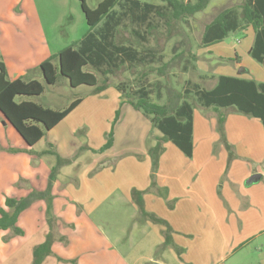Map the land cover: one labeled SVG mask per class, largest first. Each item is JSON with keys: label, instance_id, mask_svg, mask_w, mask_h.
Returning <instances> with one entry per match:
<instances>
[{"label": "rangeland", "instance_id": "374dc122", "mask_svg": "<svg viewBox=\"0 0 264 264\" xmlns=\"http://www.w3.org/2000/svg\"><path fill=\"white\" fill-rule=\"evenodd\" d=\"M101 1L103 0H87V4L89 7L95 8ZM140 1L162 4L161 0ZM244 2L245 0H211L205 10L181 20H171L170 17L165 19L153 15L151 17L152 28H148L144 23L133 21L131 17L124 16L114 40L119 44L130 45L137 49L139 56L132 60L126 59L124 63H118V67L113 69L106 79L111 84L110 87L119 85L124 88L126 96L131 95L136 99L137 96L134 93L144 86L150 92V99L158 104L169 103L174 90L184 92L186 88H189L191 90L189 100L196 103L197 109H200L203 107L200 106L197 99L196 91L192 86L194 84H199L201 88L212 89L216 86L220 75H234L264 82V66L250 53L255 38L252 27L240 26L231 31L224 41L208 47H203L201 43L204 29L208 23L224 9L238 7ZM116 10L122 11V8L117 6ZM101 25L102 23L98 27ZM88 30L89 25L82 10L81 0H0V61L8 66V78L14 80L22 76L25 80L34 78L42 82L45 87L44 92L28 98L44 107L63 109L77 98L86 100V103L66 119L64 126L62 125L43 137L38 149L46 147L50 140L55 141L62 152L81 145L86 146L85 143L99 147L105 140L103 139L106 134L105 130L110 129L113 123L112 120L118 107L117 89L107 91L110 88L108 87L100 94H94L91 92L93 88L88 85L72 87L69 84V79L61 76L58 79V82L61 83L48 84L39 70L40 61L79 41ZM238 56L240 64L234 60ZM240 67H244L245 72L239 74ZM96 73L100 79L103 78L101 73ZM63 81H68V83ZM21 99L22 97L17 98V100ZM132 110H134L132 107L129 111L128 109L124 110L123 127H126L129 122L131 123L134 116H138L131 113L134 112ZM205 110L208 111L207 108ZM139 112L142 114L141 111ZM136 123L138 122H132L134 125ZM0 124L4 129L2 133L0 126V144L7 143L13 147H22L23 143L20 138L11 128L3 125L1 118ZM138 127L139 124L136 125V136L139 134ZM79 128L81 129L79 130ZM216 131L219 133L217 129ZM142 140L145 142L146 136L142 137ZM122 142L123 139L119 141V148L126 147ZM136 143L135 138L133 144ZM171 145L176 146L174 143ZM3 146H0V176L2 178H0V202H5L6 196L12 193V190L16 191L10 186V182L17 173L8 170L2 161L7 153ZM79 150L77 153L80 154ZM232 150H234L233 147ZM138 158L141 159L142 155H139ZM41 170L47 172V175L51 173L47 164H43ZM66 171L67 169L64 172ZM18 175L19 173L16 174V176ZM224 179L225 177L221 179L219 189L224 183ZM40 202L44 207L43 221L49 226V220L53 214L56 222L54 225L56 234L60 235L62 232L72 240L70 245L67 241L68 237L65 238L66 241H57L54 251L62 255H68V251H72L73 255L80 257L82 264H135V254L147 246H143V238L138 231L133 232L134 235L132 234L128 242H119L126 228L132 226L134 222L131 217L132 211L126 205L118 204L111 207L108 204L85 218L79 219L77 216H73L72 220L77 222V225L81 224L77 229L64 223L63 206L57 205L56 212L53 208L49 214L47 202ZM65 203L72 205L66 198ZM33 211L30 209L28 212L33 214ZM139 212H141L140 208ZM38 213L42 215L39 209ZM141 214L143 219L150 220L142 212ZM153 214L161 218L158 213L154 212ZM191 219L193 218L182 221L179 227L176 226L177 229H181L182 233H185L187 229L188 233L193 231L198 234H200V230H203L201 236L195 238L188 236L189 246L194 242L195 248L202 251L214 245L212 253L214 256H219L218 259L216 256V263L220 257L222 258V255H225L227 261L220 264H264V233L251 240L246 247L234 252L233 248H228L232 246L231 242L224 245L223 237H217L211 233L215 234L214 221L211 223L205 221V227H202V221H197L196 227ZM151 221L164 227L163 235L169 233L165 225ZM21 223L25 225L23 217ZM27 223V235L20 239L14 238L12 244L10 232L0 229V264H32L33 254H27L23 249H26L28 245H32L34 249L36 245L45 242L47 236H44L42 240L40 236H34L35 232L31 229L34 222L29 220ZM170 233L174 238L175 230ZM169 245L172 247L171 252L178 258L180 248L175 242ZM169 254H171L170 248L167 249L162 245L157 249L154 257L161 264L163 262L168 264L179 262L176 257ZM49 257V259L46 258L45 264H74L71 261L67 263L63 260L60 261L53 255Z\"/></svg>", "mask_w": 264, "mask_h": 264}, {"label": "crops", "instance_id": "0c3cea01", "mask_svg": "<svg viewBox=\"0 0 264 264\" xmlns=\"http://www.w3.org/2000/svg\"><path fill=\"white\" fill-rule=\"evenodd\" d=\"M6 67L8 70L7 65ZM112 89L116 88L113 86L107 91H112ZM116 99L118 100L117 109H121V115L114 127L112 147L104 152L92 150L99 149L106 143L111 125L110 129L105 130L106 134L103 138L105 140L103 142L102 139L101 146L94 147L85 143L87 149L78 153L79 155L71 163L62 165L56 173L51 191L54 196L52 211L55 208L56 212L57 205L63 206L65 224L78 229L81 224L77 225V222L72 220L73 216H77L79 219L85 218L108 204L111 207L118 204L126 205L132 211L131 217L134 222L124 232V229L122 230L123 236L119 242H128L133 232L138 231L143 238V246L147 245L135 254L134 263L161 264L154 256L162 245L167 249L170 248V256L177 258L171 252V245L165 242V235L162 233L164 227L142 218L138 204L132 195L133 190L137 189L144 192L145 210L158 213L170 224L172 231L175 230L174 238L171 233L172 240L181 250L177 258L179 262L176 261L175 264H220L227 261L226 256L222 255V258L220 257L216 263L218 255L214 256L212 253L214 245H208L209 247L202 251L195 248L194 242L189 246L188 236L193 238L201 236L203 230H200V235L193 231L188 233L187 229L185 233H182L181 229H177L176 226L179 227V224L188 218H193L191 220L196 227L197 221H202V227H205V221L210 223L214 221L216 230L215 234L211 233L214 236L223 237L224 245L231 242L232 246L228 248H233L234 252L246 247L251 240L264 233V125L259 118L246 116L234 109H224L227 114L225 122L227 140L235 150H233L234 157L229 162V150L220 143V135L216 131L217 113L212 109L206 111L205 108H200L201 110L196 108L194 110L192 155L188 156L179 147H173L172 142H166L164 144L165 151L159 158L155 172L156 185H152L153 168L149 151L162 134L158 129L153 128L151 121L143 113L139 114V110L124 101L119 91L116 94ZM84 103L86 100H82L51 131L64 126L66 119ZM131 107L134 109L132 110L134 112L131 113L138 115L133 117L135 121L132 120V122L138 123L134 125L129 122L126 127H123L124 110L128 109L129 111ZM0 118L3 119V125L11 128L23 143L22 147H13L7 143L0 144V146L4 145L3 147L7 150L6 157L2 161L8 170L19 173L18 176L16 173L10 182V186L16 191L12 190V193L6 196L5 202H0V206L7 208L6 199L8 197L21 198L27 196L32 190L44 191L48 187L51 173L47 175V172L42 171L41 167L43 164H47L48 169L52 171L58 163L56 153L63 159H71L83 145L62 152L55 141L50 140L46 147L38 149V145L44 139L42 138L33 147H29L13 126L5 120L1 112ZM114 118L115 116L113 120ZM138 124L139 134L137 137L136 125ZM0 126L2 127L1 132L4 131L2 124ZM83 127L85 128V126ZM11 136L13 137V135ZM144 136H146L145 142L142 140ZM134 137L136 144H133ZM121 139H123L122 143L125 144V148H119ZM139 155H142L141 159L138 158ZM99 168L100 170H97ZM65 169H67L66 172H64ZM256 173L261 174L260 180L247 184V180ZM223 177H225V181L219 189V183ZM65 198L72 205L66 204ZM40 201L45 200L34 202L19 215L17 225L23 229L24 234L12 237L11 244L15 239L27 235L28 223L26 224V222L29 220L34 222L31 228L35 232L34 236H40L41 240L47 236L49 226L43 221L44 207ZM30 209L36 211L29 214ZM38 209L42 215L38 213ZM22 217L25 225L21 223ZM34 224L35 227H33ZM7 231L11 235V230ZM60 235L68 237L62 232ZM67 241L68 244L72 243L71 238ZM55 243L52 246L53 254L49 256L53 255L65 263L74 260L76 264H82L80 257L73 255L72 251H68V255L54 251ZM23 250L27 254H33L34 249L32 245H28ZM49 256L46 258L49 259ZM45 260L42 264L46 263ZM162 264L168 263L163 262Z\"/></svg>", "mask_w": 264, "mask_h": 264}, {"label": "trees", "instance_id": "16d2710c", "mask_svg": "<svg viewBox=\"0 0 264 264\" xmlns=\"http://www.w3.org/2000/svg\"><path fill=\"white\" fill-rule=\"evenodd\" d=\"M161 1L162 4L140 0H124V2L123 0H103L95 8H91L87 0H81L89 30L82 39L61 49L39 64V70L45 82L48 84L61 83L58 82L59 77H66L72 87L88 85L93 88L92 93H100L111 86L106 79L113 69L118 67V63H124L126 59L132 60L139 56L137 49L130 45L119 44L114 40L124 16L131 17L133 21L144 23L148 28H152L151 17L153 15L165 19L170 17L171 20L186 19L205 10L211 0ZM117 6H120L122 11H117ZM101 23L102 25L98 27ZM240 26L253 28L255 38L250 53L264 66V0H245L238 7L224 9L206 25L202 46L208 47L224 41L231 31ZM234 60L237 64L241 63L239 56ZM95 71L101 73L103 78L100 79ZM63 82L68 83V81ZM192 86L196 91L200 106L217 113L220 143L229 150L230 161L234 157V151L226 136L227 114L224 109H234L237 112L259 118L264 125V82L234 75H220L213 89L201 88L199 84ZM114 87L120 92L124 101L141 111L151 121L153 127L162 133L149 151L153 168L152 185H156L155 172L159 158L165 151L166 142L170 141L188 156L192 155L194 110L198 105L189 100V94H191L189 88H186L184 92L174 90L169 103L158 104L150 99V92L144 86L134 93L137 96L136 99L131 95L126 96L121 86L114 85ZM44 90L43 83L38 79L25 80L19 77L10 80L5 63L0 61V112L29 147L38 143L83 100L77 98L66 108L52 109L28 98L40 95ZM18 97L22 99L17 100ZM120 115L121 109L119 108L116 110L111 130L107 134L106 143L99 149H92L94 152H104L112 147L114 127ZM85 149L87 146H82L79 151ZM77 155L78 153L71 159H63L56 153L58 163L52 169L50 182L44 191L32 190L27 196L21 198L8 197L6 199L7 208L0 206V229L11 230V237L23 235V229L17 225L19 215L38 200L47 202V212L50 214L54 199L51 191L56 173L62 165L71 163ZM143 194L144 192L134 189L132 193L134 201L148 219L166 226L169 233L165 234V242L173 244L170 233L172 227L165 219L146 212ZM51 216L45 242L34 247L32 264H42L47 256L53 254L52 246L56 241H66V237L56 234L55 217L53 214ZM71 262L76 264L74 260Z\"/></svg>", "mask_w": 264, "mask_h": 264}, {"label": "water", "instance_id": "95a60500", "mask_svg": "<svg viewBox=\"0 0 264 264\" xmlns=\"http://www.w3.org/2000/svg\"><path fill=\"white\" fill-rule=\"evenodd\" d=\"M245 72V68L244 67H240V70H239V74ZM261 178V174L260 173H256V174H253L248 180H247V184H251V183H254L256 181H259Z\"/></svg>", "mask_w": 264, "mask_h": 264}]
</instances>
